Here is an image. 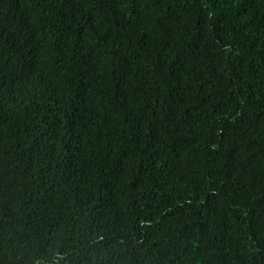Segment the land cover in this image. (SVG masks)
<instances>
[{"label": "trees", "instance_id": "16d2710c", "mask_svg": "<svg viewBox=\"0 0 264 264\" xmlns=\"http://www.w3.org/2000/svg\"><path fill=\"white\" fill-rule=\"evenodd\" d=\"M0 264H264V0H0Z\"/></svg>", "mask_w": 264, "mask_h": 264}]
</instances>
